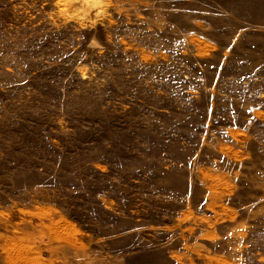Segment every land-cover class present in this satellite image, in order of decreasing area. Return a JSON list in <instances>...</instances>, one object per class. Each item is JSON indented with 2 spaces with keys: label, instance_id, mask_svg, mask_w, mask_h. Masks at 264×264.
<instances>
[{
  "label": "rangeland",
  "instance_id": "1",
  "mask_svg": "<svg viewBox=\"0 0 264 264\" xmlns=\"http://www.w3.org/2000/svg\"><path fill=\"white\" fill-rule=\"evenodd\" d=\"M0 264H264V0H0Z\"/></svg>",
  "mask_w": 264,
  "mask_h": 264
},
{
  "label": "bare ground",
  "instance_id": "2",
  "mask_svg": "<svg viewBox=\"0 0 264 264\" xmlns=\"http://www.w3.org/2000/svg\"><path fill=\"white\" fill-rule=\"evenodd\" d=\"M91 1H93V2H94L95 0H91Z\"/></svg>",
  "mask_w": 264,
  "mask_h": 264
}]
</instances>
